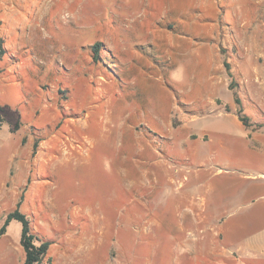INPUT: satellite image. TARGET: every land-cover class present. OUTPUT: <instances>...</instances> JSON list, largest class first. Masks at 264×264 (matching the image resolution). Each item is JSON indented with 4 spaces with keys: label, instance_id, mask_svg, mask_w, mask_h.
Returning <instances> with one entry per match:
<instances>
[{
    "label": "rangeland",
    "instance_id": "374dc122",
    "mask_svg": "<svg viewBox=\"0 0 264 264\" xmlns=\"http://www.w3.org/2000/svg\"><path fill=\"white\" fill-rule=\"evenodd\" d=\"M206 24L214 43L201 51H208L210 63L194 42L203 38ZM0 41L11 51L0 61V104L6 109L0 167H8L16 136L27 137L26 146L28 137L34 142L40 136L45 157L56 158L42 170L43 199L70 202L62 211L37 200L22 207L33 232L53 242L42 264H118L117 253L87 250L76 214L94 208L108 195L109 183L120 180L113 167L119 150L105 147L113 87L132 120L150 123L152 132L158 129L148 117L153 107L205 126L229 116L228 110H241L250 127H264V0H0ZM95 42L112 50L118 68L111 75L118 84L89 56L88 45ZM125 60L127 67H120ZM211 99L225 104L224 112ZM217 161L227 174L246 173L239 159L211 163ZM14 206L7 199L0 204L1 227ZM59 214L65 218L57 220ZM7 234L0 238V263L9 254L24 264L22 224L12 221Z\"/></svg>",
    "mask_w": 264,
    "mask_h": 264
},
{
    "label": "crops",
    "instance_id": "0c3cea01",
    "mask_svg": "<svg viewBox=\"0 0 264 264\" xmlns=\"http://www.w3.org/2000/svg\"><path fill=\"white\" fill-rule=\"evenodd\" d=\"M206 25L203 38L194 42L210 63L208 51H201L214 43L207 30L211 25ZM126 62H121L125 68ZM113 88L116 93L106 103L111 118L105 125L111 128L106 130L105 147L119 150L113 167L120 180L109 183L108 195L96 200L94 208L82 216L76 212L87 250L117 253L118 264H264V127H246L234 110L205 126L196 118L174 117L153 107L148 117L158 129L152 132L150 123L132 120V112L124 109L118 101L123 97ZM210 104L224 112L222 102L211 99ZM26 138L16 136L8 167H0V204L7 199L15 205L5 211L2 222L20 206L28 215L22 207L35 200L57 211L69 207V201L43 199L42 170L52 167L56 158L45 157L44 138L38 136L36 150L35 139L28 137L26 146ZM219 158L239 159L246 173L227 174L219 160L211 163ZM252 203L259 205L252 208ZM64 218L56 215L57 220ZM6 250L14 252L9 245ZM6 262L15 264V258L8 254Z\"/></svg>",
    "mask_w": 264,
    "mask_h": 264
},
{
    "label": "trees",
    "instance_id": "16d2710c",
    "mask_svg": "<svg viewBox=\"0 0 264 264\" xmlns=\"http://www.w3.org/2000/svg\"><path fill=\"white\" fill-rule=\"evenodd\" d=\"M89 56L93 60L94 65L102 71L103 76H105L109 81L113 82L115 85L120 81L117 80L115 74H112L113 69H117L118 65L114 64L113 52L110 50L105 43L95 42L88 45ZM11 51L6 50L3 47V41H0V61L3 60L4 55H8ZM120 67H124L123 64H119ZM225 66L230 71L229 62H225ZM122 73V72H121ZM118 76V75H117ZM231 78L230 88L235 89L234 75L229 73ZM235 102L237 105L241 106V102L238 97H235ZM237 115L246 127H250V119L242 115V111L238 110ZM6 122L5 117V107L0 104V128ZM39 146V140L35 142V150ZM18 221L22 224V234H21V245L25 252L24 264H42L45 257L47 256L49 249L53 242L51 240L41 237L38 233H34L30 226L29 218L23 214L18 208L6 215L4 225L0 228V237L7 233V228L12 221Z\"/></svg>",
    "mask_w": 264,
    "mask_h": 264
}]
</instances>
